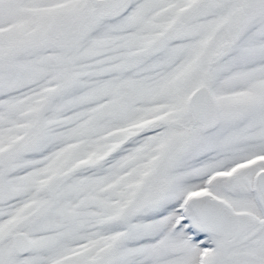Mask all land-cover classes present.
<instances>
[{"label":"snow or ice","instance_id":"obj_1","mask_svg":"<svg viewBox=\"0 0 264 264\" xmlns=\"http://www.w3.org/2000/svg\"><path fill=\"white\" fill-rule=\"evenodd\" d=\"M0 264H264V0H0Z\"/></svg>","mask_w":264,"mask_h":264}]
</instances>
